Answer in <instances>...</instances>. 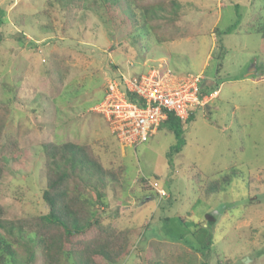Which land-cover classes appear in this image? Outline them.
<instances>
[{"label":"rangeland","instance_id":"rangeland-1","mask_svg":"<svg viewBox=\"0 0 264 264\" xmlns=\"http://www.w3.org/2000/svg\"><path fill=\"white\" fill-rule=\"evenodd\" d=\"M46 2L0 0L5 217L47 210L41 201L43 143L88 142L106 167L123 168L118 184L107 189L108 207L91 205L114 228L129 229L133 253L121 264H264V42L249 28L256 24L252 16L261 1L179 0L175 21L181 33L159 46L146 40L135 46L111 32L97 0H82V9L70 15ZM42 23L53 31L42 29ZM20 33L24 40L18 39ZM33 42L35 52L29 50ZM54 53L62 64L48 70ZM149 58L165 62L176 76L203 75L217 96L203 112H194L178 138L158 129L145 143L123 147L96 107L114 74L109 66L115 65L116 73H137L152 65ZM5 141L14 144L11 153ZM230 168L238 176L222 193L204 197L198 192L200 182L194 180L220 182ZM141 179L157 183L163 198L142 191ZM178 217L189 225L217 221L214 246L191 250L183 242L193 241L192 227Z\"/></svg>","mask_w":264,"mask_h":264},{"label":"trees","instance_id":"trees-1","mask_svg":"<svg viewBox=\"0 0 264 264\" xmlns=\"http://www.w3.org/2000/svg\"><path fill=\"white\" fill-rule=\"evenodd\" d=\"M81 1L47 0L46 6L56 5L61 9L59 10L62 11L61 14L70 15V10L72 12L73 10L80 11L82 9ZM178 1L97 0V4L102 7L106 14L111 32H120L127 40L130 39L132 45L135 46L139 44L141 46V42H145V40L159 46L176 40L181 33V29L175 21ZM260 1L261 11L258 9L252 16L255 18L256 24H249V28L250 32L259 35L264 42V0ZM253 3L251 2V5ZM45 8L42 9L44 15L48 13H46ZM66 8L67 12H65ZM134 10L140 15L139 21L135 18ZM45 17L48 20L51 18L48 15ZM40 27L45 31H53L49 24L43 26L42 23ZM18 35V39H25L22 33ZM112 38L111 35V40ZM49 42H55V40H49ZM47 44L44 45L47 46ZM29 48V50L35 52L36 43H31ZM142 49L145 48L142 47ZM149 59L152 64L156 61L152 58ZM57 64L59 68L56 69L59 70L62 61L55 53L48 56V70L56 67ZM109 67L114 72L110 78L120 80V72L116 73L118 71V69L116 70L117 67L115 65ZM142 71L122 74L138 75ZM204 83L199 91L200 98L205 94L217 92V89H214L213 82L205 79ZM121 90L129 102L138 103L136 97L125 92L122 86ZM103 96L104 92L100 102ZM196 110L203 112L205 109L202 106H196L189 112L185 124L193 120ZM185 124L173 113H168L157 130L166 129L178 138L183 132ZM2 129V123L0 122V131ZM13 146L14 144L11 142L5 141L4 143V148L7 149L6 152L8 153H11ZM42 151L45 166V187L41 193V201L47 210L40 215L21 219H7L5 208L0 204V264H35L37 262L39 264L123 263L127 255L133 253L130 250L133 244L130 246L128 240L129 229L114 228L111 223H107L106 218L100 219L99 214L94 213L91 209L93 203L95 205L100 204L98 206L103 209L108 207V204L105 203L107 189L118 184L123 168L106 167L88 142H46L42 144ZM228 173L229 175L220 177V182L217 178L212 179V181L208 178L200 180L198 179L200 174H196L198 180L194 181L195 183L200 182L198 192L203 193L204 197L209 194L222 193L225 187L230 185L231 179L238 176L237 170L234 168H230ZM3 174V160L0 158V179ZM141 183L142 191L151 194L148 196L155 194L158 199H161L151 183L144 179H141ZM103 221H106V223H103ZM178 221L187 229L190 226L192 227L189 232L193 241L183 242L191 250L206 252L211 246H214L216 241L214 242L213 231L217 221L213 222L211 226L207 225L206 222L189 225L181 217H178ZM259 255L260 253L257 254V256ZM219 263L221 264L220 261ZM239 264L243 263L239 262Z\"/></svg>","mask_w":264,"mask_h":264},{"label":"built area","instance_id":"built-area-1","mask_svg":"<svg viewBox=\"0 0 264 264\" xmlns=\"http://www.w3.org/2000/svg\"><path fill=\"white\" fill-rule=\"evenodd\" d=\"M120 80L107 79L104 96L96 107L111 134L123 147L145 143L157 131L168 113L185 123L189 112L204 106L217 92L199 97L205 78L201 74L176 76L165 62H154L138 75L120 73ZM138 101L129 102L124 92ZM160 198L165 195L157 183L151 184Z\"/></svg>","mask_w":264,"mask_h":264},{"label":"crops","instance_id":"crops-1","mask_svg":"<svg viewBox=\"0 0 264 264\" xmlns=\"http://www.w3.org/2000/svg\"><path fill=\"white\" fill-rule=\"evenodd\" d=\"M213 35V34H212Z\"/></svg>","mask_w":264,"mask_h":264}]
</instances>
